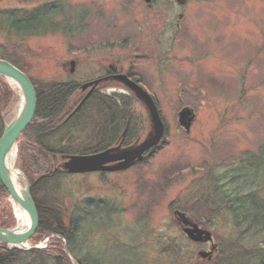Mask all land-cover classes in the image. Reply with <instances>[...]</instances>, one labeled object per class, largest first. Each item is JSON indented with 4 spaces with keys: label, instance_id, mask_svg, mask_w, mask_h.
<instances>
[{
    "label": "rangeland",
    "instance_id": "374dc122",
    "mask_svg": "<svg viewBox=\"0 0 264 264\" xmlns=\"http://www.w3.org/2000/svg\"><path fill=\"white\" fill-rule=\"evenodd\" d=\"M0 11L9 12L0 13V56L18 59L36 83L81 87L119 63L151 93L167 128L160 146L126 171L58 180L63 217L80 223L75 254L92 264H210L198 260L209 246L183 237L174 210L205 223L221 243L236 235L234 219L225 213L208 218L201 198L219 188L236 192V183L223 175L236 177L247 164L264 196V0H0ZM23 14L36 16L33 25H20ZM8 84L4 123L21 104L20 90ZM110 87L116 89L105 97L129 98L125 145L139 137L143 142L151 128L147 111L122 86ZM86 97L79 91L69 112ZM185 108L195 114L189 134L179 122ZM98 119L76 136L82 138L76 149L106 143L110 126L107 118ZM22 142L13 166L25 174L24 163L34 159L22 158ZM243 245L264 246V233ZM70 261L77 264L73 255Z\"/></svg>",
    "mask_w": 264,
    "mask_h": 264
},
{
    "label": "trees",
    "instance_id": "16d2710c",
    "mask_svg": "<svg viewBox=\"0 0 264 264\" xmlns=\"http://www.w3.org/2000/svg\"><path fill=\"white\" fill-rule=\"evenodd\" d=\"M29 17L28 14L19 17L20 25L22 22L33 25L36 16L30 20ZM16 33L20 34V32ZM0 58L10 61L28 74L25 65L17 61L18 59L14 60L6 56ZM32 82L36 89L38 104L33 123L23 133L21 156L23 158L28 154L29 159H34V162L30 166L25 162L22 169L32 183V195L40 215L39 229L31 242L37 245L47 237L51 239L45 249L23 250L0 246V264H72L64 251L60 237L68 241L69 251L75 257L77 264H92L74 252L73 243L76 234L74 232H77L80 223L71 219L68 213L69 219H65L61 213L60 203L56 202L61 186L58 180L70 175L61 169L57 171L54 169L67 156L93 154L113 146L131 117V112L127 111L129 98L125 95L115 98L93 96L72 114L69 111L74 97L80 91L79 84L70 82L41 85L33 79ZM8 86V82L0 77V136L4 130L3 101L4 98H10ZM96 104L103 108L102 112ZM96 107L99 115L92 118L91 110ZM122 107L125 109L122 110ZM99 116L101 119L107 118L111 128L112 135L109 142L96 144L95 149L89 148L87 144L76 149L75 144L77 142L80 144L79 141L82 140L76 136L83 137L90 127L89 121L97 123L100 121ZM249 170L247 164L239 168V175L236 177L231 174L223 175L224 178L230 179L231 183L232 181L236 183V192L219 188L218 192L208 191L205 198L202 197L199 201L200 207L205 208L208 218L220 219L221 214L225 213L234 219L236 235L226 242L217 243V264H264V246L247 249L243 245V241L248 237L264 233V196L260 191L261 187L257 186V175ZM53 181L55 183H52ZM47 189L50 193H46ZM41 193L44 195L40 196ZM8 198L9 193L0 180V228L15 226L14 210Z\"/></svg>",
    "mask_w": 264,
    "mask_h": 264
},
{
    "label": "water",
    "instance_id": "95a60500",
    "mask_svg": "<svg viewBox=\"0 0 264 264\" xmlns=\"http://www.w3.org/2000/svg\"><path fill=\"white\" fill-rule=\"evenodd\" d=\"M72 65V72H74L75 62ZM0 77L5 78L12 85L18 87L21 94L19 112L11 122L4 125V132L0 137V180L12 200L29 217V224L25 228L19 224L12 228H0V246H6L10 249H42V245H32L31 243L40 225L39 211L32 196V184L23 172L14 169L18 171L20 177V183L17 185L13 180L12 171L8 164L9 156L17 148L23 133L35 119L38 104L37 93L30 77L9 61L0 59ZM117 80L144 106L151 124L150 134L143 142L139 141L130 147L123 148L122 145L129 128L128 124L122 135L120 145L95 154L67 156L60 161L59 165L64 172L78 175L126 171L134 165L143 162L146 154L158 147L163 141L166 126L154 98L126 75L117 76ZM99 83V80L89 82L83 85L82 88L86 90L98 86ZM88 98L89 95H87L86 99ZM179 117L180 125L185 127L187 132H190L195 119L193 111L185 108L180 112ZM21 180L24 182V187H22ZM175 214L186 219L184 213L176 212ZM184 223L193 226V229H185V232L192 240L196 242L212 241V234L209 231L200 230L196 225L190 223L188 219ZM47 242L48 239L45 243ZM65 251L71 257L67 244H65ZM209 255L210 253L208 252L201 253L203 258Z\"/></svg>",
    "mask_w": 264,
    "mask_h": 264
},
{
    "label": "flooded vegetation",
    "instance_id": "af4514ba",
    "mask_svg": "<svg viewBox=\"0 0 264 264\" xmlns=\"http://www.w3.org/2000/svg\"><path fill=\"white\" fill-rule=\"evenodd\" d=\"M146 1V3H151V2H153V0H145ZM179 2H184V1H186V0H178ZM59 5H61V3L59 4ZM59 5H56V8H57V6H59ZM51 9H53L52 7H50ZM54 9V10H57V9ZM4 11H0V13H2V14H5V13H7V14H9V12H4ZM24 15H26L27 16V14H24ZM109 63H111V62H109ZM109 66H107L106 67V69H105V72L99 77V78H97V79H95L94 81H100V83L98 84V86H96V87H91V88H89V89H83L82 88V86H81V89H80V91H81V93L82 94H87V95H89V98H91V97H93V96H95V97H99V98H101V97H105V96H108L107 95V93H106V90H109V89H116V87H110V85H120V86H122L123 88V91L124 92H127V90H126V88L124 87V85L123 84H121L118 80H117V76H119V75H126L127 77H129L132 81H134V82H136V83H138L139 85H141V86H143V83L136 77V75L135 74H133V73H125V71H124V68L123 67H121V64H119V63H113V64H108ZM144 87V86H143ZM145 88V87H144ZM146 89V88H145ZM147 90V89H146ZM148 91V90H147ZM149 92V91H148ZM88 98V99H89ZM76 102H78V100L76 101ZM98 108V107H97ZM122 110H124L125 108H121ZM93 118H94V115H93ZM131 117L128 119V123H127V126H128V124H129V128H128V131H129V129H130V127H131ZM127 126H126V128H127ZM125 128V129H126ZM108 130V129H107ZM150 132H151V128H150V131H149V133H148V135L150 134ZM190 133V132H189ZM188 133V134H189ZM110 135H112L111 134V131H110V128H109V130H108V135H107V140L106 139H104V140H102V142H106V143H108L109 142V140H110ZM131 137V136H130ZM127 138V137H126ZM130 139H132V138H130ZM139 139H140V137L139 138H137V139H132V142H131V144L130 145H132V143L133 144H136L137 142H139ZM105 143V144H106ZM121 144V142H115L114 143V145L116 146V145H120ZM126 144V142L124 141L123 142V147H128V146H130V145H125ZM113 145V146H114ZM99 152H101V151H99ZM102 174H108V173H102ZM178 209H175L174 210V212L176 213V212H179V211H177ZM182 213H184L183 211H182ZM174 215V214H173ZM186 215V219H188L189 221H190V223H192L193 225H196L200 230H204V231H207V228H205L203 225H206L205 223H203V222H201V221H199V220H197V219H192V218H190L187 214H185ZM185 218H181L180 216H175V218L173 219V222L175 223V225L177 226V228L181 231V233H182V235H183V237L189 242V243H191V244H198L201 248L204 246V247H206V246H209V250L207 251V250H205V249H202V251H199V253L198 254H200V256H201V253L202 252H208V253H210V255L209 256H207L206 258H203L202 256V258L203 259H201V258H199L198 260L199 261H203V260H207L208 262H210V264H217V260H216V255H217V253H218V244L216 243V241H215V238H214V235H213V240H212V242L211 241H203V242H196V241H194V240H191V238L188 236V234L185 232V229H188V228H191V229H193V226L192 225H186L185 223H184V221L186 220ZM213 234V233H212ZM190 238V239H189ZM65 253H66V251H65ZM71 253V252H70ZM67 254V253H66Z\"/></svg>",
    "mask_w": 264,
    "mask_h": 264
},
{
    "label": "bare ground",
    "instance_id": "6f19581e",
    "mask_svg": "<svg viewBox=\"0 0 264 264\" xmlns=\"http://www.w3.org/2000/svg\"><path fill=\"white\" fill-rule=\"evenodd\" d=\"M16 150H17V148H15L14 151L12 152V154L9 156L8 164H9V167L12 171L11 174H12L14 182H16L17 185H19L20 177L18 175V171L14 170L15 168L13 166ZM15 207H16L15 219L17 221V224H19L20 226L25 228L29 224L28 214L23 209L19 208L18 206H15Z\"/></svg>",
    "mask_w": 264,
    "mask_h": 264
}]
</instances>
